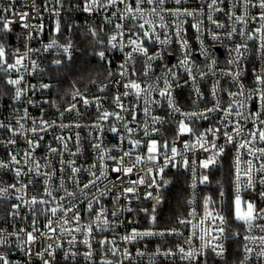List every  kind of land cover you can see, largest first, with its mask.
<instances>
[{
    "label": "built area",
    "instance_id": "1",
    "mask_svg": "<svg viewBox=\"0 0 264 264\" xmlns=\"http://www.w3.org/2000/svg\"><path fill=\"white\" fill-rule=\"evenodd\" d=\"M84 2L85 1L71 0H61V3H57V0H0V17H6L11 21L9 24L10 30L8 31L14 34L22 45L17 49L6 52L9 63L14 62L17 54L23 55L27 52V56L23 60L25 67L21 68L19 72H12L14 79L23 76L21 84L16 87L23 89L24 94L18 101L14 100L13 96L8 102L0 103V121L5 124L11 123L13 127H16L17 120H20V118L24 116L25 110H27L28 118L21 120V123L25 125V129L33 126V120L37 122V126L40 125L41 120L48 121L50 124L54 121L55 124L52 127H48L46 131H38L35 135L29 132L27 133V137L39 143V147L36 148L33 156L41 165L40 172L51 173L55 170V175L49 181V186L58 188L60 185V177L63 175L65 187L68 191L76 193V198L67 197L66 200L61 201L59 198L65 195L64 191H54L53 195L56 196V201L51 202L47 206L37 204L35 206L37 209L35 215L29 211L27 206L22 205L19 209V216L15 218L8 216V212L11 211V204L19 203V201L15 199L18 193L12 192L11 199L0 201V229L5 230V235L10 232L19 231L21 228L31 231L32 221L34 219L37 221L36 227L40 230L35 234L37 236L36 242L30 246L33 253L31 257L26 255L29 246L24 244L26 236L23 233L20 234V240H17L14 236L9 237V243L0 246V254H3L8 259L9 264H29V262L30 264H43V261L38 258L35 253L42 251L48 244H52L54 247L50 251L54 253L55 257V259L52 260V264H89L81 255H77L75 259L69 258L66 260L64 258L65 252L71 247L68 243L71 237L63 233L60 228H57L55 233H50L45 227L48 223V216L41 214L39 210L42 207L56 206L58 202L65 207H72L73 211L68 212L66 217L63 211H58L56 217L53 218V227H57V221H62L65 218L71 219L74 212H78L82 224H87L95 217V211L90 213L87 210L88 201H93L94 210H99L100 207H104L107 209L108 218L110 220H116V227L114 230L101 233L94 229L93 235L95 239L91 241L94 250L92 257L94 264H101L102 257L112 261L113 264H115L117 260L122 259L120 256L113 257L110 252H107L106 248H100L97 241L104 237L109 239L115 238L121 252L126 248L132 253L133 259L124 261V264H188L187 261H181L178 256L166 259L163 256L152 255L155 253L157 247L162 250L171 248L174 251L177 245H183L185 248L188 247V245L184 244V241L192 237L194 229L191 225L179 224L178 220L181 218L190 219L188 213L192 208H195L197 213L202 215L203 198L210 196L206 192L207 184L197 185L195 190L190 187L192 182V161L195 160L198 163L199 160L203 159L208 154L199 149L189 151L184 148V142L194 143L195 136L189 134L178 136V122L185 119L181 113H190L193 111L202 112L207 108L213 107L216 100L221 102V107L223 108H227L229 103L233 100L237 101V103L233 104V116L230 118L233 122L239 119L235 116L236 111H243L245 115L260 112L261 115L259 119L264 120V110H262L261 101L256 94H253L251 98L246 101L244 96H237L235 98L228 96L229 91L237 92L240 85L244 86L245 94L247 95L255 86V73L264 69V61H262L256 53L258 42L254 40L247 41L249 51L246 57L240 62L239 66L230 65L228 63L229 59H231L229 50L235 48L237 44L242 42V38L238 33L241 30L247 32L248 30L259 27V22L252 21L246 27L240 24L234 25L233 18L230 16V10L235 11L237 15H240L242 11L239 6L233 9L235 0H223L222 3L218 0L216 7L221 9V11H212L209 8L208 5L211 3V0H181L180 4H177L176 0H165L162 6L144 3L141 5L145 10L144 16L146 19L150 20L155 27V35L152 40H148L143 38L141 33V39L144 40V46L147 48L149 54L159 53L160 56L152 62L151 71H149L147 77L143 75L145 71L144 61L146 58L142 55L136 56L134 67L137 72L136 75L130 78L140 82L143 86L146 83H153L156 77H162L158 82V87L163 88V77L165 76V72L167 68H172L176 73V78L172 81L174 85L172 95L176 106L179 107L181 111L179 113H173L168 107L167 100L160 97L156 92L152 93V96L149 98L148 115L144 112L146 106L144 96L140 98L134 95L122 97V103L125 109L135 111V121H132V117L129 115L128 111L121 112V109L116 107L114 97L125 91L121 84L116 83V81L124 80L126 82V79L119 75V65L124 61L125 53L130 50L128 48L125 49V52H121L119 49H112L115 60L113 75L109 80L102 83L96 91L80 92L82 94L81 96H76V98L73 99V95L65 106L57 105L52 110H47L40 102V96L43 93L42 85L45 84L46 69L52 61L57 60V57L67 58V54L63 53L64 46L69 42L72 43L73 48L71 49V56H73L80 50V45L77 41L78 36H82L83 34L88 35L90 28L97 31L103 28L101 34L108 39V36L115 31L114 25L116 23H123L126 30L132 28L133 25L143 23V20L128 19L121 21L119 19V14H117V16H112V13L116 11V7L109 8L106 11L85 12L83 11ZM129 3L135 7V0H129ZM119 7L123 8V5H119ZM152 7L157 8L156 13L151 12ZM4 9H9V11L5 12ZM176 9H180L181 12L187 9L193 12L194 15H180L176 13ZM260 11L259 8H251L249 14L250 16H257ZM57 12H59V15L56 14ZM25 13H27V17L21 20V16ZM209 15H211L217 23L223 24L224 27L216 28L208 19ZM105 16L111 18V24L105 22ZM161 17H163V19H161ZM57 22H59V31H56ZM0 23L3 24L2 22ZM25 25L28 26L25 27ZM194 25H199L200 30L197 31ZM233 26L236 27L237 34H234L232 39H228L226 33L231 31ZM145 29H148V25H145ZM178 29L180 31V37H182L184 41H187V46L184 49L181 48L182 40L176 35ZM136 31L140 32L141 30L137 28ZM213 33H217L220 38L218 40H213ZM124 39L126 42L127 36H125ZM164 40H168V43H160V41ZM53 41H55V45L45 50V46ZM30 49L31 51H29ZM186 51L190 52L188 58L191 62L193 74L197 77L196 83L202 94V99L197 98L193 91L192 81L184 71V67L180 65V61L184 59ZM205 52L207 55L204 54ZM212 60L216 61L213 68L215 75L209 73L201 80L199 73L208 72V65ZM33 62H35V66ZM228 70L239 71L241 73L238 82L233 81L230 76L221 75L222 72ZM214 85H216L217 92L215 98L212 96ZM101 86H106L103 91L100 90ZM96 97L101 98V110L121 112V115L124 116V120L117 121L114 117H109L107 121H100V127H93V125L97 123L100 112L97 110V105L95 103L85 105L84 99L94 101ZM29 101H31V103H29ZM151 101H158L159 103H151ZM240 101H245L244 108H240ZM73 104L76 105V108L73 111H66V109L70 108ZM208 115V119L193 117L191 120H186L185 122L198 134L204 133L205 130L210 127L219 126L220 120L223 118L224 114L222 112H214ZM153 116L161 117L162 122L153 125ZM251 119L252 118L247 121H241L244 125L245 133L253 129ZM125 122H129L128 126L134 130L131 135L125 132L123 128ZM258 123L259 121H257V124ZM60 125H68V127H60ZM76 125H79V127H76ZM146 125L150 133L147 137L144 136V128ZM112 127H117L118 132L113 133L110 130ZM153 127L158 128L159 132H152ZM227 130L229 132L232 130L231 124ZM77 134L79 140H77ZM61 136L65 138L64 142L67 143V150H65L63 144L56 139ZM121 137L124 139L122 140ZM207 138L210 141L215 139L217 146L224 145L225 152L221 159L226 156L230 159L232 166L237 151L236 145L225 144L222 133H218L216 138L209 134ZM8 139H15L16 143L15 145L7 147H5L4 144H0V160H7L9 151L13 152V154L17 152L20 153L17 159H21L24 150L28 147L26 139L19 135L12 137L7 129H0V141H7ZM135 139L141 140V146L133 150L129 140ZM151 139L157 140L161 144L164 141H168L169 148L171 146L177 147L181 155H177L176 161L181 163L182 156L186 157L189 161V170H185L183 167L169 166L164 169L163 173H159L158 168L163 166L165 160L164 155H160L158 156L156 165L145 160L137 165L131 175L123 176L122 180L117 179L121 174L112 171V169L116 167V163L114 160L108 159V157L112 156L118 159L126 150L132 151V158L136 155L144 156L146 154V148L144 146ZM97 142L102 143L100 150L93 147ZM78 146L79 152H77ZM257 146L264 147V144H258ZM49 147L56 148L58 151L56 153H49ZM72 153L77 154L73 156ZM101 155L104 157L103 160L99 159ZM167 155H171L170 150L167 152ZM46 157L47 160L45 159ZM241 159L247 160L249 157L243 154ZM62 160L74 161L73 167L81 169V171L77 173V180L79 181L80 187H77L75 183L68 179L71 175V171L67 169L66 165L64 166L65 172L63 174L61 173ZM124 162L125 165L129 164V158L125 157ZM46 163H50V166L45 167ZM93 164L96 165L95 168L91 167ZM258 166L257 164V167ZM19 167H22L23 172H27L28 170V166L24 165L23 160ZM149 167L153 168L151 174H147V169ZM168 170H176L187 177L186 212L178 217L175 223L168 226L157 225L156 221L152 222V220H150L148 224H144L142 213L145 212V209L143 208L139 212L138 208L141 203L153 202V197L157 195H159V197L161 196L165 187L163 184L165 179L164 173ZM102 171L105 173L106 178L97 181L96 187H89L81 192L80 189L83 188V185L93 178L92 173L95 172L99 175ZM196 171L199 173L201 170L197 167ZM140 178L145 180L146 183L144 185L134 186L128 183V181H136ZM153 178L156 179L157 184L153 187H148L147 185L151 183ZM261 178H264V173L255 174L256 181H259ZM17 179H19L22 184H28L29 180L33 181L26 190L27 195H25V199L32 195L39 196L44 191V176H37L35 172H32L17 178L14 168L12 170L0 169V186L16 184ZM234 180V169L232 167L233 195L235 192ZM19 186L20 185L17 184V187ZM127 187H135V194L125 193L122 195L123 189ZM193 191H195L196 194L195 200L192 205H189L187 201L192 199ZM101 192L104 193L103 196L100 195ZM147 192H151L153 197L145 198ZM261 193H264V185L258 182L255 183L253 187H247L243 183L240 185L242 200L253 202L257 208H264V197L261 196ZM118 196L119 200L116 199ZM94 197L99 200V204L95 203ZM46 199L50 200L51 198ZM128 208H131L132 211H127ZM214 208L216 210L223 209L225 214L224 200L220 202L219 206L215 204ZM116 209H119L118 215L116 218H113L110 213ZM197 222V220H193V224ZM75 226L74 223L65 225V227ZM205 226H207V222ZM133 229L138 232L148 230L153 232H167L171 229H177L182 235L144 237L143 239L138 238L131 243L124 242L120 239V237L131 233ZM235 231L240 233V238L237 240L238 242L247 234L242 226ZM40 233H46V235L42 236ZM75 235L77 237V243L74 250L78 253L87 251L84 245L78 242L83 239V236L80 233H75ZM47 236H51V239H48ZM229 240L225 242L226 253L224 259L217 258L214 254L208 253L206 257L207 264H239L242 253L240 251L238 261L231 260L232 249ZM56 244H60L61 247L56 248ZM199 245V239L192 237V246L199 248ZM21 248H24V250L22 251ZM138 250L145 254L140 257L136 256ZM45 256L51 259V257L47 256V253ZM204 259V257H198L192 264H203ZM249 264H264V261H258L254 253Z\"/></svg>",
    "mask_w": 264,
    "mask_h": 264
},
{
    "label": "snow or ice",
    "instance_id": "2",
    "mask_svg": "<svg viewBox=\"0 0 264 264\" xmlns=\"http://www.w3.org/2000/svg\"><path fill=\"white\" fill-rule=\"evenodd\" d=\"M219 2H223V0H219ZM57 3H61V0H57ZM147 3L148 5H163L165 0H135V7L129 3V0H85L83 5V11L85 12H93V11H100V10H107L112 7H116V11L112 13V16H117L119 14V19L121 21L124 20H143V23H139L138 25H133L132 28L125 29V25L123 23H116L114 25L115 31L113 34L108 36L107 41L105 42L101 38V32H103V28L100 31L95 29H89L88 35L93 38V41L96 45L105 46V50H101L98 52H94L101 61L105 63H109L106 51L108 49H119L121 52H125V49H130L125 53L124 61L119 65L120 72L119 75L124 80L116 81V83L121 84V86L125 89L122 94H117L114 97V103L117 108L121 109V112L128 111L129 115L132 117V121H135L136 115L134 110L125 109L124 104L122 103V97H128L129 95H134L137 98L141 96L145 97V108L144 112L146 115L149 114V98L152 96V93L156 92L162 98H165L168 103V107L171 109L173 113H179L181 110L179 107L176 106L175 100L172 95L173 90V83L172 81L176 78V73L173 71L172 68H167L165 72V76L163 77L164 87L159 88L158 82L162 79V77H156L155 81L151 84H142L137 82L134 79H131V76L136 75V68L134 67L135 57L142 55L146 59L144 61L145 71L143 72L144 76H148L149 71H151L152 62L159 58L160 54H149L147 48L144 46V40L141 39V33L143 38L148 40H152L153 36L155 35V27L152 25V22L145 18L144 12L145 10L141 7L142 4ZM177 4L181 3V0H176ZM218 0H211V3L208 5L212 11H221L218 7H216ZM119 5H123V8L119 7ZM239 6L241 8V14L237 15L235 11L230 10V16L233 18V24H240L246 27L250 22L257 21L259 22V27L248 30L247 32L241 30L238 34L242 38V42L237 44L235 48L229 50L231 59H229L228 63L230 65H237L239 66L240 62L246 57L249 48L247 41L254 40L258 42V47L256 48V53L259 55L262 61H264V0H235L233 3V9ZM251 8H259L261 11L257 16H250L249 12ZM163 10V9H162ZM5 12L9 11V9H4ZM152 13L157 12L156 7L151 8ZM176 13L180 15L192 16L194 15L193 12L184 9L182 12L180 9H176ZM59 15V12L56 13ZM27 17V13L21 16V20ZM163 19V17H161ZM208 19L216 26V28H223V24H219L216 22L215 19L209 15ZM106 23L111 24L112 20L108 16L104 17ZM0 22L3 23V27L0 28V32L8 31L9 24L11 23L6 17H0ZM145 25H148V29H145ZM28 25H25L27 27ZM42 27V26H41ZM197 28V31L200 30L199 25H194ZM141 30L137 32L136 29ZM56 31H59V22L56 24ZM237 34V29L235 26L232 27L231 31L226 33V37L228 39H232L233 35ZM177 37L182 40L181 48L184 49L187 46V41H184L182 37H180V31L177 30L176 33ZM125 36H127V40L125 42ZM213 40H218L220 37L217 33H213ZM158 39V37H157ZM162 44L168 43V40L160 41ZM55 45V41L45 46V50L52 48ZM73 45L69 42L66 46L63 47V53L67 54L68 60L72 59L71 56V49ZM31 51V49L29 50ZM18 52V50H17ZM207 55V53H204ZM234 54V55H233ZM27 56V52L23 55H16L14 62L9 63L7 59V53L3 44H0V73H11L13 71L19 72L21 68H24L25 65L23 64L24 58ZM190 52H185L184 59L180 61V65L184 67V71L188 74L189 79L192 81L193 91L195 92L198 99H202V94L200 89L196 83V75L193 74V69L191 67V62L189 60ZM56 66L61 65L62 61L57 59L53 62ZM216 64L215 60H212L211 63L208 65V72H200L199 76L202 80L204 76L208 75L209 73L215 75L213 72V68ZM35 66V62H33ZM109 76H112L113 73L109 70ZM224 76H230L233 81L239 80L241 73L239 71L228 70L221 73ZM23 76H19L18 78H9L6 80V84L11 85L15 88L14 100H20L22 95L24 94V90L16 87L17 85L21 84ZM95 83V81H93ZM187 83V81H186ZM218 83V82H217ZM43 88L47 89L50 87L48 84L42 85ZM104 87L101 86L100 90L103 91ZM253 94H256L260 101L262 110H264V69L255 73V86L245 94L244 86L240 85L237 92H228V96L230 97H237V96H244L245 101ZM82 94L77 90L73 96V99L76 96H81ZM217 95L216 92V85L213 86L212 89V96L215 98ZM101 98L96 97L94 101H89L88 99H84V104L88 105L90 103H95L97 105V110L100 112L98 116L97 123L93 125V127H100V121H107L109 117H114L117 121L124 120V116L121 115V112H108L107 110H101L102 105L100 103ZM245 101H240L239 106L240 108H244ZM195 102V101H194ZM31 103V101H29ZM151 103H159L158 101H151ZM237 103V101L233 100L229 103L227 108L221 107V102L216 100V103L211 108H207L202 112H190V113H181L185 119H182L178 122V129L177 135H184L189 134L191 136H195V142L189 143L187 141L184 142V148L192 151L195 149L202 150L204 153H207L203 159L197 161H192V182L190 187L195 190L197 185H204L210 182L209 180V172L213 169L222 167L221 164V157L224 155L225 147L224 145H219L215 143V139L209 140L207 137L210 134L212 137L216 138L218 133H222L224 137L225 144H235L237 151L234 156L233 161V169H234V185H235V192L232 200L229 204V212L233 218V220L240 226H242L247 234H245L240 240V250H241V259L239 264H249V261L253 258V254L255 253V258L258 261H264V208H257L253 202L244 201L240 195V185L241 183L245 184L247 187H253L255 183H260L264 185V178H261L259 181L255 180V174H262L264 173V147H258V144H264V120H260L259 117L261 115L260 112L257 113H250L249 115H245L243 111H236L235 116L239 119L235 120L234 122L230 119L233 116V104ZM76 108V105L73 104L70 108L66 109V111H73ZM214 112H222L223 118L220 120V125L217 127H210L205 130L204 133H197L193 130L192 127L186 123V120H191L193 117H197L200 119H208L210 113ZM28 114L27 110H25L24 116L17 120L16 127H13L11 123L5 124L4 122L0 121V129H7L9 133H11L12 137L17 135L23 136L26 139L28 147L24 150L23 156L21 159H17V156L20 153H15L9 151L8 159L7 160H0V169H10L14 168L15 176L17 178L21 177L22 175H28L29 173L35 172L37 176H44V184L45 188L43 193L39 196L32 195L25 199V195H27L26 190L29 186L33 183L32 180H29L28 184L20 183L19 179H17L16 184H11L7 186H0V201L2 200H9L11 199V193L15 192L18 195L15 196V199L19 201V203H13L10 205L11 211L8 212V216L10 217H17L19 216V209L21 206H27L29 211L35 215L37 209L35 206L37 204L41 206H47L51 202L56 201V196L53 195V192H59L63 190L65 195L61 196L59 199L61 201L66 200L67 197L76 198L75 192H70L65 187L64 184V176L61 175L60 177V185L58 188H53L49 186V181L55 175V170L51 173H41L40 168L41 165L37 162L33 156L36 148L39 147V143L36 140L30 139L27 137V133H32L33 135L37 134L38 131H46L48 127H52L55 122L53 121L51 124L48 121L41 120L40 125L37 126V122L35 120L32 121L33 126L31 128L25 129V125L21 123V120L27 119ZM251 119L253 123V129L248 130L245 133L244 125L241 121H247ZM257 121L259 123L257 124ZM162 118L153 116L152 117V124L155 125L157 123H161ZM129 122H125L123 124V128L125 132L129 135L133 133V129L128 126ZM231 124L232 130L229 132L227 129ZM60 127H68V125H60ZM79 127V125H76ZM113 133L118 132L117 127H112L110 129ZM152 132H159L158 128L153 127ZM150 133L148 131L147 125L144 128V136H149ZM63 146L64 149L67 150V143H65L64 137H57ZM123 140L124 138L121 137ZM77 140H79V136L77 134ZM15 139H8L7 141H0V144H4L5 147L10 145H15ZM129 143L132 146V149L139 148L141 146V140H129ZM174 143V142H173ZM102 146L101 142H97L93 145L94 148L100 150ZM146 148V154L144 156L136 155L132 158V151L126 150L123 152V155L120 156L118 159L116 157L109 156L108 159L114 160L116 163V167L112 169L113 172L120 173L121 176L117 177V179H121L123 176H128L133 173V170L137 167V165L141 164L145 160L151 162L153 165L157 164L158 156L164 155L165 160L162 167L158 168L159 173H163L166 167H183L185 170H189V161L186 157L182 156V162L178 163L176 161L177 155H181L178 152L177 147L171 146L169 148V142L164 141L162 144L157 140L151 139L149 142L144 146ZM170 150L171 155H167V152ZM49 153H56L58 150L56 148L49 147ZM77 152H79V146L77 147ZM77 153H72L75 156ZM246 154L249 159L242 160L241 156ZM128 157L130 163L125 165L124 158ZM47 160V157L45 158ZM100 160H103L104 157L101 155L99 157ZM23 160L24 165L28 166L27 172L22 171L21 162ZM74 161H61V173L65 172V165L67 169L71 171V175L68 179L75 183L77 187H80L79 181L77 180V173L81 171L78 167H73ZM257 164L259 165L257 167ZM17 166V167H14ZM50 163H46L45 167H49ZM95 168L96 165L93 164L91 166ZM197 167L201 170L197 173ZM153 171L152 167L147 169V174H151ZM92 179L89 180L88 183L83 185L81 188V192L84 189H88L89 187H96L97 181L101 180L102 178H106L105 173L102 171L99 175L95 172L92 173ZM129 184L132 185H144L146 182L143 178H140L136 181H128ZM170 181L164 180L163 184L167 185ZM17 184L20 186L17 187ZM157 184L155 178L152 179L151 183H149L148 187H153ZM217 184L221 186V190L219 192V200L222 202L226 196L225 191L223 190V184L221 181H217ZM136 188L135 187H127L124 188L122 191V195L127 194H135ZM101 196L104 195L103 192L100 193ZM195 191H193L192 199H189L187 203L192 205L195 200ZM261 196L264 197V193H261ZM153 197L151 192H147L145 194V198ZM46 198H51L46 199ZM127 198V197H126ZM156 200V203H160L159 195L153 197ZM95 203L99 204V200L95 197L93 198ZM119 200V196L116 198ZM217 203L216 200H213L212 197H204L202 201V208L203 212L202 215L198 214L195 208L188 213L189 218H181L178 220V223L181 225H191L194 231L192 232V237L199 239L200 245L199 248H195L192 246V237H189L184 241V244L188 245L185 248L183 245H177L176 250L169 248L167 250H162L157 247L153 256L159 255L163 256L166 259H171L172 257L178 256L181 261H187L188 264H192V262L196 261L198 257H204L203 264H207V254L211 253L214 254L215 257L224 259L226 253L225 242L229 239L239 240L240 233L236 231H229V220L227 216L224 214L223 209L216 210L214 205ZM87 210L91 213L95 211L94 219H91L89 223L82 224L81 218L78 212H74L71 219L65 218L62 221H57V227H53V218L56 217L58 211H63L65 213V217L67 213L73 211L72 207H65L61 203H56V206L52 207H42L39 211L41 214L48 216V223L45 227L48 229L50 233H55L57 228L63 233H66L71 239L68 241L69 245L71 246L68 251L65 252L64 258L67 260L69 258L75 259L77 255L83 256L84 260L89 262V264H94L92 261V257L94 254V250L92 248L91 241L95 239L93 235V231L97 232H105L109 230H114L116 227V220H110L108 218L107 209L104 207H100L99 210H94L93 208V201H88L87 203ZM119 209L113 210L110 215L113 218H116L118 215ZM127 211H132L131 208H128ZM147 212V210H144ZM153 213L155 212V208H153ZM193 220H197L198 222L193 224ZM155 221V217H152V222ZM207 222V226H205ZM70 223H74L75 227H65ZM37 221L34 219L32 221V228L31 231H27L23 228L19 229V231H14L7 233L5 235V230L0 229V246H3L9 243V237L14 236L17 240H20V234L23 233L26 236V240H24V244L28 245L26 255L29 257L32 256V249L31 245L34 244L37 240V236L35 235L39 232V228L36 227ZM75 233H80L83 236V239L79 240L80 244H83L87 251L78 253L75 251V246L77 243V237ZM42 236L46 235V233H40ZM165 235H182L177 229H171L167 232L160 231V232H153V231H144L138 232L135 229L132 230L131 233L120 237L121 240L127 243H131L132 241L139 239H143L144 237H151V236H165ZM48 239H51V236H47ZM100 245L101 249H107V252H110L113 257L120 256L122 259H119L115 262V264H124V261H130L133 259L132 253L128 251V249H124L122 252L119 249L116 239H109L104 237L97 241ZM52 244H48L47 247L43 248L42 251H38L35 255L43 261V264H52V260L55 259L54 253L50 251L53 249ZM56 248L61 247L60 244L55 245ZM258 249V251H257ZM23 251L24 248H21ZM47 253L48 257L51 259L46 258L45 254ZM145 253L142 251H137L136 256L140 257L143 256ZM0 264H9L8 259L3 255L0 254ZM30 264V262H29ZM101 264H113L112 261L106 260L102 257Z\"/></svg>",
    "mask_w": 264,
    "mask_h": 264
},
{
    "label": "trees",
    "instance_id": "3",
    "mask_svg": "<svg viewBox=\"0 0 264 264\" xmlns=\"http://www.w3.org/2000/svg\"><path fill=\"white\" fill-rule=\"evenodd\" d=\"M71 1H85V0H71ZM3 24L0 23V28ZM101 38L106 42V37L101 34ZM80 50L72 56L71 60L68 58L57 57L62 63L56 66L52 61L47 69L45 75V84L50 85L47 89L43 88V93L40 96V102L47 110H52L57 105L65 106L70 98L77 90L79 92H94L99 86L109 80L112 76L108 75L109 70L114 72V55L112 49L106 51V56L109 63L101 61L100 58L94 54L101 50H105V46L96 45L90 35L83 34L77 38ZM0 44H3L6 52L19 48L21 43L16 39L15 35L9 31L0 32ZM19 44V45H18ZM14 79L13 73H0V103H6L12 99L15 94V88L6 84L9 78ZM95 81V83H93ZM222 167L213 169L209 172L210 182L206 185V192L216 200V205H220L219 192L221 186L217 181L223 184V190L226 193L224 198L225 214L229 220V231H235L240 227L232 218L229 212V204L232 200V166L230 159L226 156L221 159ZM165 179L170 181L165 185L161 196L160 203L145 202L141 203L138 208L139 212L144 208L147 212L142 213L143 223L148 224L152 217H155L157 225L168 226L173 223L186 212V198H187V177L176 171L168 170L165 173ZM153 208L155 212L153 213ZM233 261H238L240 257V242L237 240H229Z\"/></svg>",
    "mask_w": 264,
    "mask_h": 264
},
{
    "label": "rangeland",
    "instance_id": "4",
    "mask_svg": "<svg viewBox=\"0 0 264 264\" xmlns=\"http://www.w3.org/2000/svg\"><path fill=\"white\" fill-rule=\"evenodd\" d=\"M233 196H234V195H233ZM233 196H232V198H233ZM152 203H156V200L154 199Z\"/></svg>",
    "mask_w": 264,
    "mask_h": 264
}]
</instances>
